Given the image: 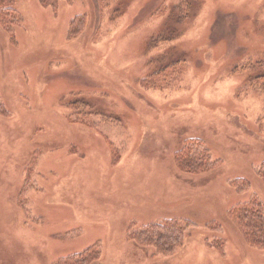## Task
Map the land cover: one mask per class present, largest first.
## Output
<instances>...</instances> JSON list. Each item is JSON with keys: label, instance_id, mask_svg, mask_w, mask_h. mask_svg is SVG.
<instances>
[{"label": "rangeland", "instance_id": "374dc122", "mask_svg": "<svg viewBox=\"0 0 264 264\" xmlns=\"http://www.w3.org/2000/svg\"><path fill=\"white\" fill-rule=\"evenodd\" d=\"M13 7L16 44L0 29V264H50L94 244L92 264H264L225 218L264 201L263 81L253 83L264 76V0H114L103 16L98 0ZM80 14L86 27L69 39ZM177 60L166 87L140 84ZM193 136L221 161L198 177L172 162ZM239 176L249 190L229 184ZM165 217L191 223L171 254L127 238ZM215 236L224 255L207 245Z\"/></svg>", "mask_w": 264, "mask_h": 264}, {"label": "trees", "instance_id": "16d2710c", "mask_svg": "<svg viewBox=\"0 0 264 264\" xmlns=\"http://www.w3.org/2000/svg\"><path fill=\"white\" fill-rule=\"evenodd\" d=\"M58 1L59 0H39L43 6H50L53 10L56 8ZM113 1L114 0H98L99 10L102 16ZM15 2L16 0H0V29L9 38L10 42L16 44L14 40L15 26L21 23L22 16L13 7ZM178 10L179 8L177 11ZM177 18L179 22V16H177ZM86 23V14L75 16L70 20L67 37L69 39L78 37L85 29ZM168 39L169 37L165 38V40ZM184 64L182 60L170 62L164 69L157 70V72L143 78L140 84H142L144 88L162 89L179 77L178 75L181 74V66H184ZM168 71H171L170 73H176L177 76L169 77ZM258 80L263 81V83H260V87L257 86L258 89L264 93V76H257L253 79V83L258 82ZM0 106H2L1 101ZM205 144L206 142L200 137H186L182 141V144L172 154L174 168L181 174L198 177L218 167L221 161L213 160ZM117 159V157L114 158L113 165H115ZM256 176L264 190V160H261L258 164ZM27 181L26 179L24 180V184L19 191L20 196L26 188L27 184L25 182ZM229 184L238 192H243L251 188V181L248 178L240 176L230 179ZM225 218L231 223L247 246L264 249V201L257 197H253L246 202L237 203L225 211ZM190 225V222L184 223L172 217H165L160 220L152 219L136 229L130 226L126 236L132 243L141 248L151 249L153 255H168L171 254L175 248L183 244L185 231ZM206 227L211 231H221L222 228L221 225L215 221H209ZM225 243L223 238L215 236L207 245L215 250L217 249L219 254L224 255L225 252L223 251V247ZM100 254L101 251L99 246L94 244L80 253L59 257L53 262L50 261V264H92L99 258Z\"/></svg>", "mask_w": 264, "mask_h": 264}]
</instances>
